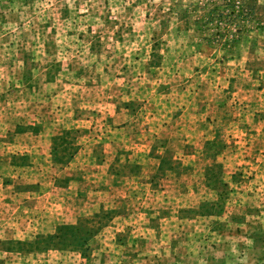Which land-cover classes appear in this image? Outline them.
<instances>
[{
  "label": "rangeland",
  "instance_id": "374dc122",
  "mask_svg": "<svg viewBox=\"0 0 264 264\" xmlns=\"http://www.w3.org/2000/svg\"><path fill=\"white\" fill-rule=\"evenodd\" d=\"M0 264H264V0H0Z\"/></svg>",
  "mask_w": 264,
  "mask_h": 264
},
{
  "label": "crops",
  "instance_id": "0c3cea01",
  "mask_svg": "<svg viewBox=\"0 0 264 264\" xmlns=\"http://www.w3.org/2000/svg\"><path fill=\"white\" fill-rule=\"evenodd\" d=\"M71 188V187H70ZM17 191V190H16ZM18 194H21V193H30V192H27V190L25 189V188H20V189H18ZM17 192H16V194H17ZM76 195H77V193H75ZM22 208L24 209V206H22ZM30 210V209H29ZM33 210V211H32ZM32 210H30L29 212H34V209H32ZM27 226H29V224H25V222H22L21 224H20V227H14V228H21V227H23V228H27ZM14 237H16V235L14 236ZM95 239V238H94Z\"/></svg>",
  "mask_w": 264,
  "mask_h": 264
},
{
  "label": "trees",
  "instance_id": "16d2710c",
  "mask_svg": "<svg viewBox=\"0 0 264 264\" xmlns=\"http://www.w3.org/2000/svg\"><path fill=\"white\" fill-rule=\"evenodd\" d=\"M247 2H250V0H247ZM89 239L90 238H88V237H82V238L79 237V238H77V240H76V243L78 245L77 247H84V246H86L88 244V242H89ZM8 249H9V247H8Z\"/></svg>",
  "mask_w": 264,
  "mask_h": 264
}]
</instances>
